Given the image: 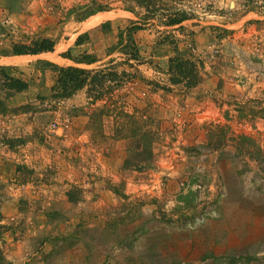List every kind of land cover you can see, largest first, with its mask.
<instances>
[{
    "label": "rangeland",
    "instance_id": "1",
    "mask_svg": "<svg viewBox=\"0 0 264 264\" xmlns=\"http://www.w3.org/2000/svg\"><path fill=\"white\" fill-rule=\"evenodd\" d=\"M174 9L189 15L183 26L163 24ZM97 10L139 16L140 28L153 30L148 48L175 27L179 36L159 54L191 59L197 84L171 85L167 61L141 54L127 67L116 54L85 67L120 62L130 73L120 85L104 81L99 99L88 86L51 97L48 54L14 56L11 44L50 38L61 57L54 64L65 66L71 53L95 47L77 45L80 29L118 16L81 23ZM0 67L30 85L9 92L0 77L6 261L264 264V0H0ZM137 131L153 137L134 149ZM232 135L249 137L260 160L238 152Z\"/></svg>",
    "mask_w": 264,
    "mask_h": 264
},
{
    "label": "trees",
    "instance_id": "2",
    "mask_svg": "<svg viewBox=\"0 0 264 264\" xmlns=\"http://www.w3.org/2000/svg\"><path fill=\"white\" fill-rule=\"evenodd\" d=\"M143 16H146L144 19L150 18L149 15ZM188 16L189 15L183 9H174L172 12L165 14L163 24H178L184 19L188 18ZM103 24L106 23H102V25ZM139 28L140 24L137 23L127 27L124 33L125 40L123 44H121L122 35L119 34L117 38V44H121V53L123 54L120 62L125 64L127 67L131 66L130 60H136L138 57V52L134 45L131 32ZM85 35H87L86 32L82 33L80 36H77L76 42L79 43L82 39V36ZM53 45L54 42L52 39L40 37L32 40L30 43H12L10 46V53L14 55L37 54L45 51H52ZM62 55L64 56V54ZM94 60L95 57L85 51L80 53L78 57H75L76 62L91 63ZM120 62H115L109 66H103L99 69L88 71L87 69L78 66H61L45 61L44 63L56 68L54 82L50 86L51 97L67 98L77 89L88 86V91L94 92L89 96L91 101L94 102L95 100L99 99L103 93L104 89L102 87L104 85V81L108 80V82H110L112 85H120L125 79L130 77V73L126 69L120 68ZM167 62L168 81L171 85L181 84L184 87H191L197 84L199 80L197 66L191 59L175 55L168 58ZM6 71H8L6 67H0V77L2 78L1 85L4 89L8 90L9 92H19L26 89L27 82L25 80L16 76H12ZM112 85H107L105 88L110 89L112 88ZM152 133L153 131H147L143 133H138L137 131L135 135H132L136 137L134 139L136 142L134 149H138V144L141 142L143 137H147L149 140H151L153 137ZM230 139L234 141V146L235 144L237 145L235 149L238 150V152L243 154L246 153L248 158L256 162L260 160L262 152L258 147H253L252 151L248 149V146L252 145V141L249 137L246 135H232L230 136ZM142 147L147 148L146 153L151 155L150 142L149 144L143 143ZM133 167L137 170L141 168L139 165H134ZM66 197L69 201L73 200V197L69 192L66 193ZM0 264H11L9 261L4 259V257L1 255V251Z\"/></svg>",
    "mask_w": 264,
    "mask_h": 264
},
{
    "label": "crops",
    "instance_id": "3",
    "mask_svg": "<svg viewBox=\"0 0 264 264\" xmlns=\"http://www.w3.org/2000/svg\"><path fill=\"white\" fill-rule=\"evenodd\" d=\"M107 11H113V10H97V11H95L93 14H91L89 16L86 15L87 17L85 16L86 18L84 20H82L81 23L86 22V20L92 18L97 13H102V12H107ZM113 12H116V11H113ZM121 12H122L121 10L116 12L118 14V16L115 17V18L105 19V20L101 21L100 23H98L97 25H95L93 27L86 28L85 30H81L80 29V32L76 33V36H80L84 32L87 33V35L82 36L81 41L79 43H77V45L81 44L83 39H86V41L91 42L90 43L91 46H95L90 51H85L87 53L92 54L95 57V60L93 62H91V63L76 62L75 61V57L78 56V54L84 52V51H81L80 53H71L69 58H65V59L68 60V63L66 65H73V66H78V67L85 68V67L92 66L94 63L98 64L100 62H103L104 60L110 59L113 56H115L116 54L123 55L121 53V51H122L121 44H123L124 40H125L124 39L125 29L127 27L131 26L132 24H136V23L139 24V21H138L139 16L137 17L136 14H133L131 16L126 17V19H125V16L123 17V14ZM218 17H220V16H218ZM113 20H117V22L119 21L118 26H116L114 29L112 28L113 22H114ZM102 23H106V24L102 25ZM183 24H184V22L181 21L180 23L174 24L173 26H175V25L183 26ZM145 25H147V24H145ZM174 28L175 27H173L171 29L169 28L168 31L164 32L163 33L164 35H161L163 38H160V39L156 38V40L153 41L154 45H155L154 48H148L146 46L147 43H150L153 40V37H152L153 36V30H152L151 34L148 33L150 31V29L147 28V27L144 28V29L143 28L142 29L139 28V29L133 30L131 32V36H132L134 45H135V47L137 49L138 57H137L136 60H130V63H131L130 67L135 65V62L139 59V57L142 56L141 54H143V56L145 55L146 57L149 55V62H153V63L156 62V63H160V64H165L169 54H168V56L165 55V54L161 55L162 53L159 54V51L166 44H167L166 46H170L171 45V43H172L171 42V40H172L171 38L175 39V38H177V36H179L180 33H178V31L176 29H174ZM95 33H96V36H95V38H94L95 40H94V39H92V36ZM119 34L122 35L121 44H117V38H118ZM71 41L73 42L74 39L72 38ZM100 45H103L104 47H100V48L96 49V47H98ZM151 46H153V44ZM171 48H173V47L171 46ZM98 50H100V51H98ZM54 52H56V51L52 50V51L40 52V53H37V54H17V55H28V57H32L33 56V57L36 58V56H40L41 54H48V57H49L50 61H47V62H50V63L53 62L54 63V61L56 59L61 58L59 56L60 52H56L55 53L56 55L55 54H51V53H54ZM17 55H14V56H17ZM122 57L120 59H122ZM37 60L40 61L41 59H37ZM111 62H114V59H111L110 63ZM17 65H20V64H17ZM138 65H140V64H138ZM161 69H163V68H161ZM147 70H148L147 73L148 74H152L151 75L152 77L155 76V74H157L156 71H154V70L152 71V70H150V68L147 69ZM29 88H30V85L27 84V89H29Z\"/></svg>",
    "mask_w": 264,
    "mask_h": 264
}]
</instances>
